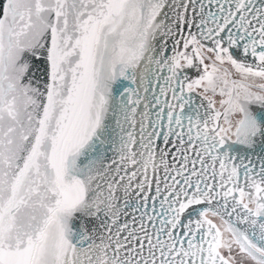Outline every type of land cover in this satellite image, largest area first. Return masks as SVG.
<instances>
[{
	"label": "snow or ice",
	"instance_id": "1",
	"mask_svg": "<svg viewBox=\"0 0 264 264\" xmlns=\"http://www.w3.org/2000/svg\"><path fill=\"white\" fill-rule=\"evenodd\" d=\"M0 264H264V0H0Z\"/></svg>",
	"mask_w": 264,
	"mask_h": 264
}]
</instances>
